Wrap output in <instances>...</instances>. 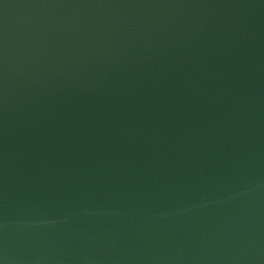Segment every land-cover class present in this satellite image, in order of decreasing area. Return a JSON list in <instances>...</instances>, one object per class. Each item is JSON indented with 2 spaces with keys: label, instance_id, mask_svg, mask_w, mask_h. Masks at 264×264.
Listing matches in <instances>:
<instances>
[{
  "label": "water",
  "instance_id": "1",
  "mask_svg": "<svg viewBox=\"0 0 264 264\" xmlns=\"http://www.w3.org/2000/svg\"><path fill=\"white\" fill-rule=\"evenodd\" d=\"M263 227L264 0H0V264Z\"/></svg>",
  "mask_w": 264,
  "mask_h": 264
}]
</instances>
